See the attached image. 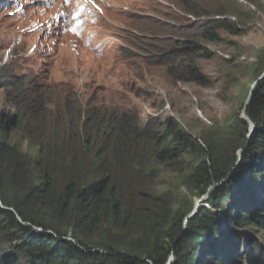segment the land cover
<instances>
[{"label":"trees","instance_id":"16d2710c","mask_svg":"<svg viewBox=\"0 0 264 264\" xmlns=\"http://www.w3.org/2000/svg\"><path fill=\"white\" fill-rule=\"evenodd\" d=\"M178 29L182 41L148 29L134 45L146 55L170 47L197 82L194 61L208 54L187 38L215 41L218 29L239 31L226 18ZM7 69L0 87L16 113L0 117V264H166L171 254L174 264H236L243 238L249 263L264 264L254 248L264 232V78L246 108L256 126L250 138L238 116L199 138L174 118L142 125L134 111L107 115L78 97L50 108L36 78ZM19 126V141L33 152L11 143ZM240 151L236 173L185 230L194 203L180 186L200 197L227 178Z\"/></svg>","mask_w":264,"mask_h":264},{"label":"rangeland","instance_id":"374dc122","mask_svg":"<svg viewBox=\"0 0 264 264\" xmlns=\"http://www.w3.org/2000/svg\"><path fill=\"white\" fill-rule=\"evenodd\" d=\"M95 1L101 11L94 22L87 14L82 35L75 37L61 18L70 6L63 0H0V61L9 56L4 71L36 78L50 108L60 98L78 97L107 115L134 111L142 125L151 118H174L199 138L217 126L236 124L264 57V0H166L171 7L159 0ZM208 18H226L239 31L218 29L215 41L187 38L198 53L205 48L208 54L194 61L202 82L192 78L188 63L180 62L181 55L173 57L170 47L165 54L146 55L134 45L148 29L182 41L180 25ZM6 92L0 87V117L16 113ZM21 126L12 131L11 143L33 152L19 141ZM159 177L167 179L164 173ZM179 192L194 204L199 198L183 186ZM259 237L255 252L264 255V232ZM240 250L236 264H250L248 239H242Z\"/></svg>","mask_w":264,"mask_h":264},{"label":"water","instance_id":"95a60500","mask_svg":"<svg viewBox=\"0 0 264 264\" xmlns=\"http://www.w3.org/2000/svg\"><path fill=\"white\" fill-rule=\"evenodd\" d=\"M263 78H264V71L261 74V76L253 83V85L251 87V91H250L249 97H248V99H247V101L245 103V106H244V109H243V112H242V116H241V118L243 120H245L249 124V126H250L249 133H248V137L249 138L252 136V134H253L256 126L253 123V121L247 116V114H246V108H247L248 104L250 103V101L252 99L254 90H255L258 82L260 80H262ZM242 157H243V151H240L239 154H238L237 165L234 167V169H232V171L229 173V175L227 176V178L223 179L219 184H217L215 186L209 187L208 190L206 191V193H204L203 195H201L199 197L198 202L195 204L194 208L192 209V211L190 212V214L185 219V222H184L185 230L187 229L189 220L193 219L197 215V213L200 210V208H202V207H208L207 204L205 203V201L208 198L209 194L215 188H217V186H219L223 182L227 181L234 173H236V171L238 170L239 166L241 165ZM174 262H175V256L173 254H171L170 257L168 258V261H167L166 264H174Z\"/></svg>","mask_w":264,"mask_h":264},{"label":"clouds","instance_id":"9594fccd","mask_svg":"<svg viewBox=\"0 0 264 264\" xmlns=\"http://www.w3.org/2000/svg\"><path fill=\"white\" fill-rule=\"evenodd\" d=\"M163 5H165V6H169V7H171V4L168 2V1H166V0H159ZM70 6L71 7H75L76 9H83V15L81 16V18H82V23L84 22V21H86V18H87V14L90 16V14H91V20L94 22L95 21V19H94V14H95V12H100L101 11V8H100V6H99V3L98 2H96L95 0H71L70 1ZM174 7V6H173ZM178 11H180V10H177V12ZM102 12H103V10H102ZM181 12V11H180ZM179 13V12H178ZM218 19V18H217ZM82 23L79 25V28H78V31L74 34H72V35H74L75 37H77V36H81L82 35V30H81V28H82ZM71 34V33H70ZM140 36H142V34H139ZM85 41V43H87V44H89V40L87 39V38H85L84 40H83V42ZM34 50V48H31V51H33ZM74 52V51H73ZM7 53H9V52H7ZM8 63H9V61H7ZM7 62H6V64H7ZM3 65L4 67L5 66H7V65ZM2 66V67H3Z\"/></svg>","mask_w":264,"mask_h":264},{"label":"bare ground","instance_id":"6f19581e","mask_svg":"<svg viewBox=\"0 0 264 264\" xmlns=\"http://www.w3.org/2000/svg\"><path fill=\"white\" fill-rule=\"evenodd\" d=\"M241 1H243L245 4H249L247 0H241ZM250 6H251V4H250ZM252 8L255 9L254 6H253ZM7 54H8V53H7ZM11 56H12V54H11ZM8 58H9V56H8V55H5V56H4V61H3V62L0 61V66H1V68H2V66L5 65L6 62L9 60ZM198 199H199V198H198ZM198 199H196L195 204L198 202ZM195 204H194V206H195Z\"/></svg>","mask_w":264,"mask_h":264},{"label":"snow or ice","instance_id":"6c2138e0","mask_svg":"<svg viewBox=\"0 0 264 264\" xmlns=\"http://www.w3.org/2000/svg\"><path fill=\"white\" fill-rule=\"evenodd\" d=\"M78 15V14H77ZM72 31L75 33L76 31H77V29L74 27L73 29H72Z\"/></svg>","mask_w":264,"mask_h":264}]
</instances>
